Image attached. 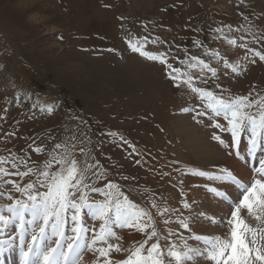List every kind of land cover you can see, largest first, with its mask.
<instances>
[{"label":"rangeland","instance_id":"rangeland-1","mask_svg":"<svg viewBox=\"0 0 264 264\" xmlns=\"http://www.w3.org/2000/svg\"><path fill=\"white\" fill-rule=\"evenodd\" d=\"M129 40L143 44L146 51L163 52L167 62L180 68L185 78L173 82L168 75L170 69L133 52ZM257 53L264 55V0H0V168L10 172L31 169L27 176L7 177L23 187L43 179L39 172L51 173L62 167L55 161L52 168L46 167L52 157H63V167L76 159L85 183L100 189L96 193L85 189L90 203L104 202V194L111 192L113 201L123 202L127 197L149 213L151 221L145 216L141 222L151 223L158 238L144 245L142 255H147V248L154 242L165 253L172 245L182 251L185 242L199 246L189 239V231L179 226L178 221L185 216L190 217L191 229L197 234L223 236L227 224H214L210 218L219 221L229 212L228 203L207 189L233 190V196L238 189L231 188L230 182L192 174L193 169L217 175L219 170L199 169L217 165L189 161L173 120L183 117L209 140L214 131L225 135L210 127L211 116L204 107L207 101H201L187 85H177L188 74L195 87L211 91L220 99L246 96L261 101L264 61ZM204 58L209 68L216 69L215 77L199 65ZM190 63H196V67H189ZM74 64L82 67L74 70ZM145 68L147 76L139 75ZM2 89L8 92L7 97ZM17 95L20 98L14 107ZM28 106H33L32 110ZM80 107L85 111L83 125L78 121ZM184 108L191 111L184 112ZM248 111L258 115L256 107ZM197 112L205 115L193 119ZM217 119L226 124L223 117ZM243 135L249 138L250 133ZM36 148L41 151L35 152ZM223 148L226 156L232 154L244 166L245 172L227 166L250 182L251 169L264 155V144L253 156L255 164L249 167L230 148ZM242 148L248 149L244 144ZM3 179L0 175V185ZM108 183L115 184L116 189L107 188ZM11 187H0V191L10 192L14 199L27 198V193L10 191ZM181 191L192 202L191 210L183 209ZM2 201L9 203L5 197ZM200 212L206 215L202 217ZM109 214L114 219V213ZM242 215L255 225L246 211ZM82 220L89 229L85 240L90 241L101 221L90 218L87 209ZM112 227L120 239L113 237L108 242L122 248L119 253H111L114 261L127 259L150 231L141 234L133 228ZM12 231L13 227L6 228L3 237H11L10 243L14 241L20 249L16 244L19 236ZM29 239L25 237V241ZM97 245L94 247L107 246ZM12 253L20 252L14 249ZM95 253L85 249L80 264H94L98 259L93 257ZM195 264L209 262L199 259Z\"/></svg>","mask_w":264,"mask_h":264},{"label":"snow or ice","instance_id":"snow-or-ice-1","mask_svg":"<svg viewBox=\"0 0 264 264\" xmlns=\"http://www.w3.org/2000/svg\"><path fill=\"white\" fill-rule=\"evenodd\" d=\"M155 43V41H153ZM235 44V41H229ZM128 47L140 56L158 61L162 66L171 71L168 73L170 79L176 82L180 79V68H174L168 63L163 52L153 53L144 50L143 44L127 42ZM214 55H218L215 54ZM257 55H260L257 53ZM193 61L196 57L192 58ZM260 60L264 61V55H260ZM203 69H207L216 76V69L209 68L204 61H198ZM189 67H196V63H190ZM236 69L233 68V72ZM177 86L187 85L191 92L204 104L205 109L211 116L210 127L219 130L221 133H228L230 139L222 137L217 132H213L212 139L225 148L236 147L244 133H250L248 139V152L251 156H256V151L264 144V98L261 101L250 100L246 96H237L231 101L218 98L213 92L195 87L192 83L191 75L185 74ZM256 107L258 115L253 116L249 109ZM51 109H49L50 111ZM184 112L191 109L184 108ZM205 112H197V116H204ZM223 117L226 124L221 123L217 118ZM114 135V133H113ZM125 143H127L125 141ZM57 148L60 145H56ZM40 152L41 149H34ZM264 152V148H261ZM52 161L62 167L51 173L48 171L39 172L37 175L43 179H37L33 183H27L23 187L19 186L15 180L8 179L11 176H27L28 172H10L0 168V175L4 177L0 187L11 185V190L16 193H27L26 199L13 198L10 192L0 191V197H5L9 203L0 205V236L5 235V229L14 225L19 236L20 257L19 264H80L81 253L87 249L98 253V259L94 264H195L199 259L206 260L209 264H264V155L258 159V166L251 169L253 175L250 182L245 181L244 176L237 174L234 170L222 167L219 174L202 170H190L193 175L206 177L213 181L230 182L235 185L240 195L229 202V196L219 187H209L207 190L222 201L228 202L229 212L217 221L210 218L212 223L227 224L228 230L225 235L206 236L197 234L190 226V217L185 216L178 221L179 226L189 231V239L199 243V246H192L185 242L183 250H176L174 245L169 246L167 252L162 250L158 242L151 243L147 248V255H142L144 245L153 238H158L157 231L151 223H142L143 217L149 213L143 209H138L136 205L124 197L123 202L119 199L113 201L112 193H105V201L89 202V192L96 193L100 189L85 183V177L78 168L76 159L67 162L62 157L57 160L52 157L46 167L52 168ZM139 163V161H137ZM15 167V165H13ZM183 183V181H181ZM109 189H116L112 183L106 184ZM45 189L40 191V189ZM181 204L183 209L191 210L192 202H189L181 191ZM155 206V205H154ZM87 209L88 214L101 221L99 231H96L90 241L85 240L84 234L89 229L82 220V210ZM247 213L255 221V225L249 222L242 215ZM114 213L115 219L110 216ZM205 216L204 212L199 213ZM28 217V218H26ZM164 223H169L165 220ZM112 225L118 228H133L138 233L144 234L147 229V238L135 248L132 254L123 260H113L111 253L121 252L119 244L108 241L116 236ZM67 226V228H66ZM70 232L71 234H66ZM30 236V240L25 241V237ZM11 237H9V240ZM9 240H0V253L11 248ZM54 241V246H53ZM106 244V247H94L97 244ZM25 247L27 250H25Z\"/></svg>","mask_w":264,"mask_h":264},{"label":"bare ground","instance_id":"bare-ground-1","mask_svg":"<svg viewBox=\"0 0 264 264\" xmlns=\"http://www.w3.org/2000/svg\"><path fill=\"white\" fill-rule=\"evenodd\" d=\"M32 1H35V0H32ZM38 1L42 2L44 0H37V2ZM48 15H49V13L47 14V16ZM53 29H54V27H53ZM55 42H56V40H55ZM137 63H139V62H137ZM141 64H143V63H141ZM68 65H69V63H68ZM80 67H82V65L80 66L79 64H74L73 68H74V70L78 71V68H80ZM70 68H72V67H70ZM147 74H148L147 73V69L145 68V73L144 74H139V75L146 77ZM76 78H77V76H76ZM174 123H176L177 134H179L182 137V139H183V143L182 144H183V146L185 148V151L187 153V158L189 159V161L197 163V164H201V165H204V166L226 164L225 166L228 165L232 169H233V167L234 168L237 167V169H238V167H240L241 169L244 170V166L241 163H239V161L236 160L232 156V154H231V156H226L225 153H224V148L222 146H220L219 143H217V141H216V143H214L212 141V139L209 140L207 138L208 136H206L207 134H205L204 132H202L198 128L192 126L190 123H186L183 117L174 118L173 124ZM205 128L207 129L208 126H206ZM224 137L228 138L227 135H225ZM226 150L227 149H225V151ZM230 151H231V149H230ZM244 172H245V170H244ZM13 228H15V227H13ZM0 240H9V239L4 238L3 236H0ZM9 243H10V240H9ZM14 244H15V242L13 241L12 244H11V248H9L7 251H5L3 253H0V264H19V257H20V255H19L20 253L19 252H20V249L19 248L17 249V247H15ZM14 249L17 250V253H19V254L12 253L14 251ZM95 256H96V253L93 254V257H95ZM89 259H91V258H89Z\"/></svg>","mask_w":264,"mask_h":264}]
</instances>
